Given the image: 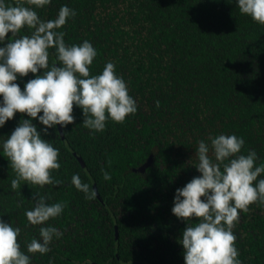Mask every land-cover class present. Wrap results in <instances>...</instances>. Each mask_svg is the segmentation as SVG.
<instances>
[{"label":"trees","instance_id":"1","mask_svg":"<svg viewBox=\"0 0 264 264\" xmlns=\"http://www.w3.org/2000/svg\"><path fill=\"white\" fill-rule=\"evenodd\" d=\"M61 6L76 12L59 29L66 44L88 40L93 45L97 56L89 66L91 75L99 74L107 62L114 63L137 111L123 123L108 120L104 131L94 132L83 127L82 110L74 105V122L62 128L63 137L58 125L45 132L38 119L15 113L0 126V220L21 229L18 242L24 251L31 239H39L40 227L52 226L62 233L74 221L69 240L65 235L54 237L48 253L29 254L31 264H115L112 239L89 231L88 223L98 217L89 213V199L74 187L72 176L78 174L91 187L95 182L108 202L143 203L146 210L122 220L144 222L139 219L151 217L159 224L162 220L163 227L175 228L186 223L172 214L175 192L200 175L195 166L201 140L235 134L244 140L241 154L254 150L256 165L264 164V25L241 14L236 0H51L42 8L32 7L47 21L56 18ZM30 34L25 27L17 36ZM10 39L12 33L0 47ZM49 52L52 65L55 49ZM35 75L18 76L15 83L23 91ZM23 119H31L41 138L59 150L60 168L52 177L60 183L40 187L22 181L20 188L12 189L16 174L2 143ZM71 151L83 158L84 167ZM101 169L111 179L105 181ZM37 193L48 203L66 205L59 217L44 225H31L25 216ZM237 224L239 220L235 228ZM125 226L119 225L120 233ZM72 236L78 241H71ZM62 238L68 241L65 249ZM156 239L148 238L152 248ZM118 244L119 256H127L120 250L122 237ZM182 251L179 247L173 255L179 257ZM133 257L140 259L138 253Z\"/></svg>","mask_w":264,"mask_h":264},{"label":"clouds","instance_id":"2","mask_svg":"<svg viewBox=\"0 0 264 264\" xmlns=\"http://www.w3.org/2000/svg\"><path fill=\"white\" fill-rule=\"evenodd\" d=\"M50 2L0 0V43L12 33V39L0 47V126L19 112L38 119L45 132L56 125L63 128L74 122V105L82 110L83 127L94 132L104 131L108 120L123 123L137 111L126 82L117 75L111 61L99 74H90L96 49L88 40L68 45L65 33L59 31L76 12L61 6L56 18L45 21L32 7L39 9ZM236 2L241 14L264 25V0ZM25 27L31 34L18 37ZM50 49H55L56 63L52 65ZM41 69L43 74L35 75ZM28 73L35 78L22 91L15 81ZM209 141L201 140L196 150L195 168L200 175L176 189L171 209L173 215L186 222L179 242L184 264H241L233 229L241 212H248L249 206L257 202L264 204V179L257 180L264 174V164L256 165L254 150L241 154L244 140L235 134H220L209 137ZM2 150L16 174L11 180L12 189L20 188L22 181L40 187L60 183L52 177V172L60 168L59 150L41 138L31 119L20 121L3 141ZM101 171L105 181L111 179L107 171ZM71 182L86 199L95 198L96 191L78 174ZM32 198L33 207L25 211L31 225H44L59 217L66 207L63 202L48 203V198L39 193ZM193 218L197 222L189 223ZM20 231L0 220V264H31L29 254L48 253L53 238L63 235L55 227H40L39 239H31L24 251L18 242Z\"/></svg>","mask_w":264,"mask_h":264},{"label":"flooded vegetation","instance_id":"3","mask_svg":"<svg viewBox=\"0 0 264 264\" xmlns=\"http://www.w3.org/2000/svg\"><path fill=\"white\" fill-rule=\"evenodd\" d=\"M71 153L78 163L84 167L85 162L83 158L75 151H71ZM78 157L82 159L83 164L79 161ZM146 162L150 163V159ZM139 171L143 172L144 170ZM91 188L96 191V196L94 199L89 200L87 208L90 210L89 213L94 214L95 217L98 218L88 223L90 230L88 226L87 228L91 233L95 232L96 235H98V233L101 234V238L107 241L112 239L113 244L111 245L112 249H114L115 264H131L132 262L135 264H152V261L153 264H184V250L179 254L180 259L173 254L175 249L182 247V244L179 243L182 236L180 233L185 229L186 223H183L181 227L175 226L174 228L172 225L163 227L162 225L164 222L162 220L161 224H159L156 220L152 221L151 217L139 219L144 220V222L136 221L132 223L128 221V219L132 217L130 216L132 213L146 210L142 202H108L100 195L95 182L92 183ZM124 215L129 216L123 217ZM244 216H246V218H243ZM123 218L128 219L122 220ZM191 222H196V219L193 218V221L189 223ZM72 225H74V221L72 224L65 225L62 231L63 235H65L66 238L68 237V240L70 238L68 231L72 229ZM119 225H126L122 233H120ZM233 231L237 238L235 243L237 245L236 248L239 253L241 264H264V204L257 202L249 206L248 212H241L239 216V225L233 229ZM84 232H86V230H84ZM121 237L123 244L120 250L127 254V256L124 257L119 256L118 251V242ZM154 237H157L156 246L152 248V245L148 243V238ZM159 238H161L160 241ZM63 239L64 238L61 239L63 241H61L63 243L61 249H65V244L68 242L67 239V242ZM71 241L77 242L78 238L72 236ZM156 250H159V252H156L154 257L148 256V254L152 255L150 252ZM136 253L140 255V259L138 260L133 257ZM66 258V255H63V259ZM90 264L101 263L91 261Z\"/></svg>","mask_w":264,"mask_h":264},{"label":"water","instance_id":"4","mask_svg":"<svg viewBox=\"0 0 264 264\" xmlns=\"http://www.w3.org/2000/svg\"><path fill=\"white\" fill-rule=\"evenodd\" d=\"M58 129H59V132H60L61 136L63 137V134H62V128H61L60 125H58ZM78 159H79V161L83 164L82 159H81L80 157H78ZM148 163H149V162L144 163V164L139 168V170L143 171L144 168L148 165Z\"/></svg>","mask_w":264,"mask_h":264}]
</instances>
